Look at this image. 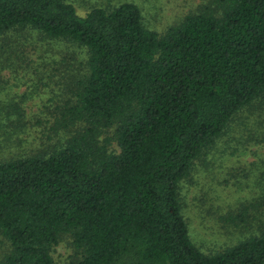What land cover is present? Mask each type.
I'll return each instance as SVG.
<instances>
[{
  "label": "trees",
  "instance_id": "1",
  "mask_svg": "<svg viewBox=\"0 0 264 264\" xmlns=\"http://www.w3.org/2000/svg\"><path fill=\"white\" fill-rule=\"evenodd\" d=\"M7 34L14 48L27 34L81 58L58 61L69 83L47 115L53 142L0 162V264H54L63 237L71 264H264V225L200 250L180 192L235 138L236 116L264 111V0H204L161 35L135 3L80 14L65 0H0ZM8 113L0 104V121ZM241 211L231 221L252 230Z\"/></svg>",
  "mask_w": 264,
  "mask_h": 264
},
{
  "label": "rangeland",
  "instance_id": "2",
  "mask_svg": "<svg viewBox=\"0 0 264 264\" xmlns=\"http://www.w3.org/2000/svg\"><path fill=\"white\" fill-rule=\"evenodd\" d=\"M65 1L74 5L80 14L96 7L113 8L125 2L135 3L141 10L145 25L159 35L187 14L197 11L204 2ZM25 35L28 41L19 48L8 42V39H14V35L0 36V104L7 106L8 114H11L8 119L0 121V162L30 156L53 142L51 138L48 140L50 125L46 124L47 115L62 104L65 97L62 92L69 83L60 72L58 61L74 54L81 58L79 51L62 42ZM9 105L17 107L18 112H10ZM235 121V138H224L226 141L206 164L196 162L190 177L180 186L189 235L203 252H218L232 247L250 232H260L264 225V207L257 204L264 192V111L258 105L257 109L240 113ZM114 146L111 143L110 149ZM243 207L249 210L252 219L248 222L252 230L237 228L239 222L231 221ZM6 252L7 247L0 237V257ZM72 255L68 237H63L51 253L54 264H71Z\"/></svg>",
  "mask_w": 264,
  "mask_h": 264
}]
</instances>
